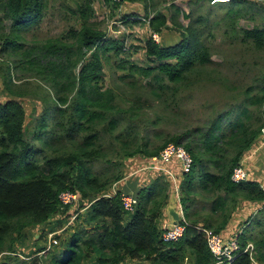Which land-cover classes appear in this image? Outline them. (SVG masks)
<instances>
[{
  "label": "trees",
  "instance_id": "16d2710c",
  "mask_svg": "<svg viewBox=\"0 0 264 264\" xmlns=\"http://www.w3.org/2000/svg\"><path fill=\"white\" fill-rule=\"evenodd\" d=\"M55 1L0 0V23L4 19L9 21L7 31L0 32L4 39L0 51L17 52L21 44L17 42L15 31L36 26L43 15L51 14L49 8ZM142 1V16L147 18L144 23L150 31L158 32L165 24L181 28L180 37L166 44H161L159 39L155 41L149 32L144 40V51L157 59L155 64L139 65L130 61L127 65L126 75L136 71L148 77L145 92L150 96L148 99L156 103L164 106L173 103L171 106L174 107L180 88L185 87L188 91L202 80L211 79L210 71L204 67L212 62L208 45V38L213 35L212 27L220 26L221 33L231 32L230 37L242 42L249 39L254 48L264 47V24L254 23L250 27L236 24L237 16L252 7L250 0H207L209 6H218L221 11L214 13L207 8L194 15L188 11L184 26L178 20V7L172 0L168 2L167 12L157 10L153 0ZM104 2L109 6L117 4L109 0ZM91 3L92 0L58 1L59 7L66 10L75 23L70 24L62 35L44 37L37 45V53L32 46H27V50L14 54L13 67L22 65L19 63L22 60L26 63L23 68L48 81L53 90L52 114L63 117L70 111L71 118L65 120L66 124L61 119L54 120L50 129L35 125L33 136L40 140L38 146L31 141L32 137L24 136V108L19 99L10 96L0 100V264H38V254L50 246L45 249L41 230L31 242L32 256H28L27 261L18 257L13 244L22 236L24 227L41 225L54 214L68 210L69 205L60 207L57 196L63 189L78 194L79 204L74 209L77 213L67 228L64 227L69 231L60 240L63 246L49 255L43 264H82L86 258H89L88 263L84 264H182L186 253L192 257L191 264H211L201 228L209 227L220 233L242 199L256 200L258 206L243 219L242 229L232 235L241 245L251 241L252 256L258 264H264V205L261 204L264 191L256 180L234 182L230 179L237 154L251 144L264 120V108L258 106V114L249 109L252 104H260L263 98L264 76L257 79L261 78V81L254 94L249 90L250 86L241 89L237 101L212 113L202 126L197 127L195 141L188 139L181 143L192 159L187 171H179L181 177L177 185L187 224L180 237L163 241L160 237L162 227L156 226L155 218L168 197L171 181L168 174L157 172L139 187L128 189L124 184L110 195L100 194L122 176L120 159L105 158L102 169L92 166L102 153L101 133L118 125V132L111 136L117 139L122 133L129 135L132 130H137L132 124L131 116L136 114L131 111L132 106L118 107V92L112 87H102L98 82L101 70L96 50L104 51L103 57L107 61V49L119 52L122 43L114 37L104 36L105 31L92 18ZM57 7L53 9L57 10ZM76 23L78 27H75ZM89 49L91 60L81 63ZM0 63L1 80L7 90V83L11 81L9 69L6 70L8 65ZM77 63H80L78 70L75 69ZM218 78L213 77L210 81ZM135 94L139 97L142 92ZM46 113L45 108L39 116V122L44 126ZM77 133L80 137L75 140ZM184 136L188 134L171 136L158 148L150 149L146 146L147 140H142L134 149H114L115 153L123 151L128 156L139 154L148 159L167 141L180 143ZM51 138L60 140L61 146H56ZM67 142L74 146L68 148ZM230 148L235 152L228 156ZM128 190L136 197L130 211L122 208L120 200V194L130 192ZM234 194L237 196L233 197ZM79 206L84 207L82 215ZM128 212H131L130 217L122 222L123 214ZM62 218L57 217L55 221L59 223ZM54 226L50 227L53 229ZM227 264H250V257L246 251H238Z\"/></svg>",
  "mask_w": 264,
  "mask_h": 264
},
{
  "label": "rangeland",
  "instance_id": "374dc122",
  "mask_svg": "<svg viewBox=\"0 0 264 264\" xmlns=\"http://www.w3.org/2000/svg\"><path fill=\"white\" fill-rule=\"evenodd\" d=\"M58 1L60 2V0H56L53 4L54 6L52 5L49 8L51 9V14L46 13L43 15L36 26L28 30L15 31L17 33V42L21 44L17 52L27 50V46H32L36 51L35 53H37V45H39V42L44 41V37L62 35L70 24L75 23L71 15L59 7L60 4L58 5ZM169 1L153 0L154 7L157 10L167 12ZM211 1L213 0H208V2ZM250 1L253 3L252 7L246 8L247 11H243L236 18L238 27H250L254 23L264 24V0ZM172 2L178 7V20L182 22L183 26L186 24V18L184 16L188 11L191 15L204 12L207 8L214 13L221 11V8L218 6H209L207 0H172ZM140 4H143L142 0L130 2L121 1L115 6H109V3L107 5L104 0H92L91 3L94 14L92 18L105 31L104 36L114 37L122 43V48L119 52H115L113 48L107 49L105 52L107 61L103 57L104 51L102 52L101 49L96 50L98 59H100L99 69L101 70L98 82L102 87H112L118 92L116 95L118 107L132 106L131 111L133 113L136 111L135 117L133 114L131 116L132 124L135 125L137 130V132L132 130L129 135L122 133L117 139L111 138V136L113 134L116 135L120 126L115 125L110 131H103L100 135L103 143L102 153L93 161L92 166L102 169L105 158L111 160L120 159V170L122 174L129 171L130 168L131 170L136 168V166L140 167L144 164L148 166L149 162L148 159L145 161V157V159L133 158L128 160L127 157L129 156L125 154L126 152L121 151L120 153H115L114 148L120 150L134 149L142 140H147L146 146L148 148H158L164 140L169 139L171 136H177L178 134H188V136L182 138L180 142L182 144L188 141V139L195 141L197 138L195 136L197 127L202 126L203 122L212 113L221 110L228 103L237 101L240 98L241 89L250 86L249 90L254 91V94L261 81V78L259 81L257 79L260 76H264V47L260 49L254 48L249 39L242 42L237 38H233V36L230 37L231 32L223 34L221 33L222 28L216 25L211 28L213 35L208 38L210 40L208 45L212 62L207 63L204 68L210 71L209 77L211 79L213 77L217 78V76L219 78L212 82L210 81L211 79H204L195 86L190 87L188 91L184 89L185 87L180 88L176 95L177 101L174 107L171 106L173 103L170 106H164L160 102L158 104L148 99L150 96H147L145 92L148 77L142 76L136 71L126 75L129 71L127 65L130 61L139 65H153L157 62L156 58L151 55H146L144 51V40L151 31L143 20L140 21L135 18L138 15H142V7ZM56 6H58L57 10L53 9ZM170 9L172 8L170 7ZM128 13L136 14L128 15ZM8 23L9 21L7 19L2 20L0 23V32L7 31ZM75 27H78L77 23ZM179 29L172 24L161 26L160 31L157 32L159 42L161 44L175 42L180 37ZM3 41L4 39L0 36V45ZM90 51L91 49L85 51V54L81 58V63L88 59L89 61L91 60ZM17 52L8 53L6 50L3 52L0 51V61L8 65L6 70L9 69L8 73L10 74L11 80L7 83L8 89L6 90L0 75V100H4L10 96L19 99L24 108V136L26 138L32 137L31 141L39 146L41 143L40 140L33 136V131L36 129L35 125L38 128L50 129L55 124L54 120L57 119H61L66 124L65 120L71 118V113L68 111L63 117L62 114H58V116L52 114L51 107L54 103L52 88L48 81L34 76L32 71L23 68V64L26 65V63L21 59H19L21 60L19 63L22 65L13 67V59L16 58L15 55L20 54ZM26 57H28V54H26ZM121 63L124 66H118ZM0 64L2 65V63ZM79 66L80 63H77L75 69L78 70ZM202 76H205V74ZM141 92L142 95L137 97L135 93ZM71 94L72 92L69 93L68 98H70ZM258 106L264 108V94L260 104H252L249 106V109L258 114L260 112ZM45 108L47 109V113L44 117L46 123L44 126L39 122V116ZM151 120L152 123H150ZM262 125H264V120L260 126ZM79 135V133L75 135V140L79 139ZM35 136L37 135L35 134ZM137 136L138 138L136 139ZM260 136L262 135L258 132L251 144L245 147L240 154H237V162L240 160L243 161V158H246V164L250 167L262 166L261 163L264 164V135L262 137ZM51 141L56 142V146H61V143H58L60 140L51 138ZM66 145L68 148L74 146L71 142H67ZM46 148H49L48 144ZM252 149L253 151L256 149V152H254L255 156L246 155ZM234 152L235 150L230 148L228 150V156ZM135 156L137 155L135 154ZM149 170L153 171L152 167ZM164 173L167 172L164 170ZM235 196L237 195L234 194L233 197ZM229 198L231 199L232 197L229 196ZM75 207V204L70 205L68 210L60 214H54L47 223H43L44 226L41 228L40 234L44 238L43 244L45 246L47 243V232L54 228H60L61 230H59L58 236H54L57 241L50 243L48 249L45 248L46 250L38 254V264H43L48 261L49 255L51 256L52 253L63 246L60 240L69 231L66 230L67 226L66 228L64 227L67 221L71 220V215ZM66 213L68 214L67 216ZM240 216L245 219L247 212L243 211ZM57 217H63L59 223L55 221ZM241 220L239 221L242 222L243 220ZM52 225H55L53 229L50 227ZM33 231H35L34 228L27 229L24 227L23 234L18 240L28 244L29 240L33 238L31 236ZM15 242L13 246H15V250L19 255L18 257L27 261L29 259L28 256H32L30 254L31 250H28L29 248L26 246L22 247L20 243L15 244ZM0 260H2V257H0Z\"/></svg>",
  "mask_w": 264,
  "mask_h": 264
},
{
  "label": "built area",
  "instance_id": "2783aa9c",
  "mask_svg": "<svg viewBox=\"0 0 264 264\" xmlns=\"http://www.w3.org/2000/svg\"><path fill=\"white\" fill-rule=\"evenodd\" d=\"M109 1L118 3L123 0ZM137 18L147 21V18L145 16L143 17L142 15H138ZM150 36L155 41L158 40L157 32L151 31ZM259 132L262 136L264 135V125L260 126ZM173 159L177 160L179 168L182 171H187L192 162L189 152L181 143L167 141L155 153L148 157V165L152 168H162L167 172L166 174H169L171 177H173L170 169L165 167V164ZM230 179L234 182L247 179V171L240 161L232 166L230 171ZM57 196L60 207L63 205H73L78 198V194L76 192L67 189L60 190ZM120 200L122 208L126 211H130L133 209V206L136 202V197L130 192L121 193ZM261 204L264 205V193L261 199ZM76 213V211L72 213L71 220L67 221L65 226L71 223ZM178 216V219L174 223L170 222L162 226L160 237L163 241L175 240L183 234L187 221L181 210L179 211ZM201 229L205 237L206 246L211 255V264H227L238 251H246L249 257H251L254 252L251 241H246L243 245H241L233 235L224 237L222 234L213 231L209 227H202ZM59 230L61 229H53L47 232V243L45 248H48L50 243H55L57 241V239L54 237V234L58 233Z\"/></svg>",
  "mask_w": 264,
  "mask_h": 264
},
{
  "label": "crops",
  "instance_id": "0c3cea01",
  "mask_svg": "<svg viewBox=\"0 0 264 264\" xmlns=\"http://www.w3.org/2000/svg\"><path fill=\"white\" fill-rule=\"evenodd\" d=\"M254 152H256V149H254V151L253 149L248 151L246 155H252V157H254L255 156ZM136 155L137 156L133 154L127 157V159L128 160L129 159L131 160L133 158L145 159L143 156L139 154H136ZM246 160H247L246 158H243V161L241 160L240 161L242 162V164L244 165L247 171V179L250 178V179L256 180L264 191V164L261 163L262 166L258 165L257 167H252V166L250 167L249 165L246 164ZM145 161H147V158L145 159ZM165 167L170 169L173 177H171L169 174L167 175V177L169 176L171 181L168 184V197H167L166 203L161 207L158 216L155 218V224L158 228H161L164 224L170 223L172 220L173 212H175L178 216L179 211L181 210V205H180L178 193H177L178 191L177 185H178V181L181 175L179 174L180 168L177 163V160L175 159L170 160L168 163L165 164ZM149 168L151 167L149 165L146 166V164L140 167L136 166V168L132 170L130 168L129 171L124 172L119 179L112 182V185H110L103 191H100L101 192L100 194L110 195L114 193L115 190L122 188L124 184H126L128 189H131L129 187H133V186L139 187L143 185L144 183L149 182L155 176V173L157 172L164 173V170L162 168H152L153 171H150ZM128 191H130V193L132 192V190H128ZM74 204L76 207H78L79 200H77ZM86 205L87 203L84 205V207ZM257 206H258V201L256 200H250V199L240 200L239 203L234 208V210L232 211L231 216L226 222L225 226L220 230V234H222L224 237H228V236H231L233 233L235 234V232H238L239 230H241L243 225H242V222H240L239 220L240 219L243 220V218H241L240 214L243 211H246L248 215L249 213L254 212ZM79 207H80L78 208L79 213L80 215H82L84 212V207L83 206H79ZM130 215H131V212L123 214L122 222L127 221ZM43 226H44L43 224L35 225V226L32 225V226H26L25 228L27 229L34 228L35 231H33L31 234V236H33L34 238L38 234V231H40L41 228H43ZM32 240H29L28 244L23 243L21 240H18V241L15 240L16 242L15 241L14 242L15 244L20 243L22 247L26 246L27 248H30L32 247L31 246ZM88 259L89 258L83 259L82 264H84L83 262L88 263ZM191 261H192L191 255L189 253H186V255L183 258L182 264H191ZM250 264H258V262L254 259V256L250 257Z\"/></svg>",
  "mask_w": 264,
  "mask_h": 264
},
{
  "label": "water",
  "instance_id": "95a60500",
  "mask_svg": "<svg viewBox=\"0 0 264 264\" xmlns=\"http://www.w3.org/2000/svg\"><path fill=\"white\" fill-rule=\"evenodd\" d=\"M178 216L175 212H173L171 223H174L177 220Z\"/></svg>",
  "mask_w": 264,
  "mask_h": 264
}]
</instances>
